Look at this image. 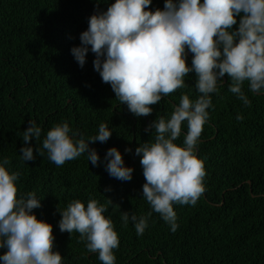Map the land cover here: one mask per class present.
<instances>
[{
	"label": "trees",
	"instance_id": "16d2710c",
	"mask_svg": "<svg viewBox=\"0 0 264 264\" xmlns=\"http://www.w3.org/2000/svg\"><path fill=\"white\" fill-rule=\"evenodd\" d=\"M113 2L0 0V160L7 157L6 168L20 173L17 196L33 192L41 200L33 212L52 225L53 251L60 253L63 264H102L98 253L87 251L78 232L62 233L58 228L59 211L73 200L86 207L92 199L105 205L103 215L118 234L115 264H264V93H253L245 81L242 90L251 101L245 106L228 90L231 80L225 74L218 91L210 94L212 107L195 146L205 172L204 192L195 205H173L178 227L172 232L158 213L148 216L151 208L141 195L145 178L134 150L154 140L155 130L150 135L145 127L161 116L170 118L181 94L191 100L200 95L196 77L188 74L185 87L150 105L149 116L131 114L94 71V54L89 52L80 67L70 52L80 44L89 16ZM163 4L164 0H152L148 9H162ZM237 114L243 119L237 120ZM29 120L42 128L41 137L30 141L34 154L56 124L68 122L87 139L106 123L110 138L89 146L101 159L109 147H117L125 165L133 168L131 180L110 177L102 164L93 167L87 154L60 166L46 151L24 162L19 150ZM187 130L185 121L175 143L182 145ZM126 147L133 151L125 153ZM109 186L111 190L104 191ZM125 211L137 218L147 216L142 235L131 221L122 220ZM5 251L0 249V254Z\"/></svg>",
	"mask_w": 264,
	"mask_h": 264
},
{
	"label": "clouds",
	"instance_id": "9594fccd",
	"mask_svg": "<svg viewBox=\"0 0 264 264\" xmlns=\"http://www.w3.org/2000/svg\"><path fill=\"white\" fill-rule=\"evenodd\" d=\"M152 0H114L106 10L96 11L88 18V27L79 34L80 44L70 52L78 66L83 67L89 52L94 54L93 69L103 83L110 85L115 98L136 117L149 116L150 105L178 88L185 87V76L194 74L195 89L200 95L191 100L181 94L170 118L161 116L145 127L152 142H142L134 150L140 157L145 178L141 195L175 232L174 204L195 205L204 192L203 163L195 155L202 126L209 117L212 93L227 74L228 90L245 106L251 101L242 90L245 81L255 94L264 93V0H164L163 8L149 10ZM98 6V5H97ZM237 17L239 21L237 22ZM233 25H237L233 29ZM191 53L190 63H186ZM237 120L243 116L237 114ZM187 122L182 145L181 126ZM42 128L29 120L22 133L19 152L24 162L47 153L57 166L87 154L93 167L103 165L112 178L130 181L133 168L126 166L117 147H109L103 159L89 144L105 143L112 131L101 123L98 132L84 138L70 128L68 122L54 125L47 131L42 148L30 144L41 137ZM125 153L132 152L129 147ZM7 157L0 160V264H63L62 256L53 251L52 225L38 220L33 209L41 207L35 193L17 196L19 172H10ZM106 187L104 191H110ZM110 201V200H109ZM111 202V201H110ZM107 209L95 199L85 207L79 200L71 201L59 211L58 228L80 234L89 253H98L102 264H115L113 249L119 238ZM125 223L131 221L137 235L147 227V216L125 211Z\"/></svg>",
	"mask_w": 264,
	"mask_h": 264
}]
</instances>
